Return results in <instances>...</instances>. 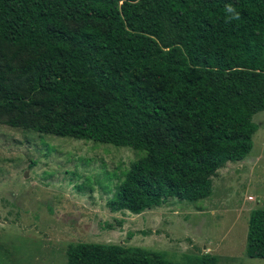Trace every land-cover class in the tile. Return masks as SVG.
Segmentation results:
<instances>
[{
  "label": "trees",
  "instance_id": "trees-1",
  "mask_svg": "<svg viewBox=\"0 0 264 264\" xmlns=\"http://www.w3.org/2000/svg\"><path fill=\"white\" fill-rule=\"evenodd\" d=\"M260 112L264 0H0V123L144 152L113 213L209 198L218 172L252 151ZM246 254L264 259V209L251 214ZM67 258L184 264L90 243Z\"/></svg>",
  "mask_w": 264,
  "mask_h": 264
},
{
  "label": "rangeland",
  "instance_id": "rangeland-1",
  "mask_svg": "<svg viewBox=\"0 0 264 264\" xmlns=\"http://www.w3.org/2000/svg\"><path fill=\"white\" fill-rule=\"evenodd\" d=\"M245 160L229 163L201 201L169 199L140 215L108 202L131 148L39 134L0 123V264H67L79 243L166 253L184 264H264L246 254L251 214L264 209V112ZM28 174V177H26Z\"/></svg>",
  "mask_w": 264,
  "mask_h": 264
},
{
  "label": "clouds",
  "instance_id": "clouds-1",
  "mask_svg": "<svg viewBox=\"0 0 264 264\" xmlns=\"http://www.w3.org/2000/svg\"><path fill=\"white\" fill-rule=\"evenodd\" d=\"M229 12H233L234 10L232 8H228ZM238 18V17H237Z\"/></svg>",
  "mask_w": 264,
  "mask_h": 264
},
{
  "label": "water",
  "instance_id": "water-1",
  "mask_svg": "<svg viewBox=\"0 0 264 264\" xmlns=\"http://www.w3.org/2000/svg\"><path fill=\"white\" fill-rule=\"evenodd\" d=\"M26 177H28V174H26Z\"/></svg>",
  "mask_w": 264,
  "mask_h": 264
}]
</instances>
